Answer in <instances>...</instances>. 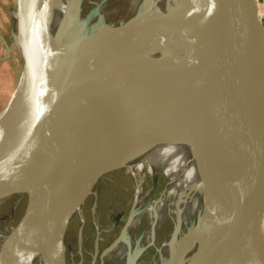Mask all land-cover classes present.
I'll list each match as a JSON object with an SVG mask.
<instances>
[{
  "label": "bare ground",
  "instance_id": "obj_1",
  "mask_svg": "<svg viewBox=\"0 0 264 264\" xmlns=\"http://www.w3.org/2000/svg\"><path fill=\"white\" fill-rule=\"evenodd\" d=\"M102 1H40L24 82L17 86L18 101L25 96L26 79L32 85L43 79L55 106L25 137L30 118L0 134V209L13 197L20 206L17 223L0 226V264L77 263L82 250L77 231L81 233L87 214L97 222L95 189L100 178L110 177L102 169L121 157L122 169L132 179L131 218L98 255L99 264H135L139 253L155 244L158 227L172 213L179 233L161 245V258L171 253L164 264L171 263V255L177 258L175 245L189 238L194 246L199 244L204 197L197 162L200 141H195L198 135L193 124L198 117L197 97L182 76L199 60L192 37L207 29L202 16L207 0H116L107 10L109 3ZM179 5L185 6L184 20L192 22V28L173 11ZM155 6L169 19L147 16ZM143 12L133 25L126 26L128 19ZM119 14L122 28L116 29L113 21ZM167 28L188 46L179 58L169 57L163 46L155 51L152 47ZM124 73L159 79L165 92L135 91L117 78ZM186 132L190 136L185 138ZM78 141L85 143L72 151ZM85 144L92 149L84 148ZM107 146L108 150H102ZM70 151L78 164L76 170L67 160ZM159 174L166 184L155 198L148 179L155 184ZM13 179L17 181L12 183ZM193 215L195 222L188 230ZM68 235L76 241L73 261L67 251L64 258L57 254L60 239L67 250Z\"/></svg>",
  "mask_w": 264,
  "mask_h": 264
},
{
  "label": "water",
  "instance_id": "obj_2",
  "mask_svg": "<svg viewBox=\"0 0 264 264\" xmlns=\"http://www.w3.org/2000/svg\"><path fill=\"white\" fill-rule=\"evenodd\" d=\"M206 4L202 16L207 29L200 31L199 37H192L199 60L182 76L196 90L201 126L197 162L204 211L199 264H264V26L259 2L207 0ZM148 14L166 19L170 16L159 9ZM15 17L11 49L25 66L17 29L20 20L24 24L26 18L21 10ZM117 78L138 92H165L164 83L160 89L161 81L150 75L124 73ZM27 80L23 100L18 101L19 87L13 88L0 110V134L11 124L30 118V124L25 123V137L55 106L43 79L35 85ZM19 104L21 111H17ZM84 143H74L71 150ZM114 146L112 149L121 156ZM92 147L84 145L89 150ZM72 151L66 156L71 169L76 170Z\"/></svg>",
  "mask_w": 264,
  "mask_h": 264
},
{
  "label": "rangeland",
  "instance_id": "obj_3",
  "mask_svg": "<svg viewBox=\"0 0 264 264\" xmlns=\"http://www.w3.org/2000/svg\"><path fill=\"white\" fill-rule=\"evenodd\" d=\"M40 1L41 0H0V35L4 37L8 45L10 44V25L13 16L18 10H21L26 18L24 24H22L20 20V30L17 29L19 48L25 55L26 59L32 47L34 29L37 21L39 20ZM94 1L100 2L101 0ZM102 2L103 3L101 4L105 5L109 3L106 5V10L117 4L116 0H105ZM157 8L158 7L155 6V10L153 9L152 11H156ZM172 9L176 12V14L180 15L182 20L186 18L185 16L187 13H185V6H173ZM144 13L145 12L140 15L138 13V15L131 17L132 20L128 19L126 26L133 25L136 22V17L139 18ZM146 14L147 16L149 15L148 13ZM84 16H86V14ZM102 18L103 17H101V19ZM103 20L105 22L106 18ZM121 20L122 14L115 15L113 21L114 28H122L119 26ZM184 22L188 26V29L192 28V22H187V20H184ZM166 34L165 36L160 31L157 40L155 41L153 39L154 41L152 43V47L154 51L155 49H159L160 46H163L169 57L183 56L184 52L188 49V46H185L182 42H180L179 36L175 34L174 30L168 29L166 30ZM159 36H161L162 39L160 38L159 40ZM27 46L29 49H27ZM5 50V47L2 46L0 41V58L5 56ZM6 57L7 59L0 61V110L7 102L13 88H17L25 69L22 58L19 57L18 53H15L14 51L10 52ZM193 124L196 126L195 132H197L198 135L195 141H201V126L198 117L193 119ZM188 136L190 135L186 132L184 137L186 138ZM123 159L124 158L122 157L117 158L105 165L102 169L103 171H107L110 177L103 176L100 178L98 186L95 189L96 195L94 202L98 209L97 223L96 225L93 223V218L90 214L85 215V221L81 229V233L77 231V236L80 238L78 244L80 246L82 245L81 259L75 264H99L100 262L97 258L98 255L118 238L117 236L119 235L121 229L128 225L130 221V210L134 200V195L132 190V179L129 177L130 175L125 173L124 169H122ZM16 181L17 179H13L12 183H15ZM148 181V185L151 188H154L155 198H158L165 188L166 179L159 174V178L155 184H153L150 179H148ZM19 208V199L16 197L11 198L7 203H5L0 209V226L6 224L11 226L16 224L20 218V212L18 211ZM173 217V213L165 217L157 229V239H155V244L145 247L137 256L135 264H164L167 256H163L161 258L158 254L161 245L166 243L164 241L168 239L172 241L173 235H177L179 233V231L177 233V229L173 226ZM194 222L195 216L193 215L190 222L187 224L188 230L192 228ZM185 229L184 231L187 230ZM65 244L67 250H65L62 239L58 241L57 254H60L61 257L64 258L65 251H67L68 258L73 261L76 253V241L71 235H68L66 236ZM10 247L14 249L12 242L10 243ZM176 247L177 245H175V248L172 249L177 258L174 260L171 255L170 264H173L174 261V264H195L196 262H199V244L194 246L191 238H189L188 241L186 240V242H182L177 249ZM170 254L167 259L170 257Z\"/></svg>",
  "mask_w": 264,
  "mask_h": 264
},
{
  "label": "crops",
  "instance_id": "obj_4",
  "mask_svg": "<svg viewBox=\"0 0 264 264\" xmlns=\"http://www.w3.org/2000/svg\"><path fill=\"white\" fill-rule=\"evenodd\" d=\"M258 2H259V14H260L261 20L263 22V26H264V0H258ZM15 23H16V17L14 15L13 18H12L11 25H10V44L9 45L5 41L4 37L2 35H0V41L2 43V46L5 47V49H6L5 50L6 54H5L4 57L0 58V61L7 59L6 56H8V54L10 52H13L12 51L13 49H11V40H12L11 39V37H12L11 34H12L13 25H15ZM262 196H263V199H264V184H263Z\"/></svg>",
  "mask_w": 264,
  "mask_h": 264
}]
</instances>
